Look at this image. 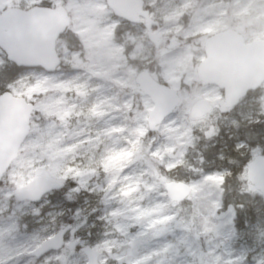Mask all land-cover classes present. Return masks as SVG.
I'll return each instance as SVG.
<instances>
[{
    "label": "rangeland",
    "instance_id": "rangeland-1",
    "mask_svg": "<svg viewBox=\"0 0 264 264\" xmlns=\"http://www.w3.org/2000/svg\"><path fill=\"white\" fill-rule=\"evenodd\" d=\"M137 1L141 16L129 21L133 32L126 31L120 39L115 36V28L125 22L109 6L108 0H79L81 7L71 14L65 13L67 27L77 36L81 49L71 50L76 55L68 52L66 58L65 45L58 41V68L65 59L75 58L90 70L88 75L67 77L57 68L58 83L30 84L29 80L40 69L25 67L18 74L28 79L12 95L31 103L33 111L39 103L37 98L51 97L43 105V111L45 120L52 122L53 127L42 139L45 160L40 164L33 161L30 167L25 163L17 184L25 185L45 172L66 175L67 181L73 184L71 190L82 182L84 187L72 192L79 196L91 195L92 198L83 199L80 209L89 214L91 221L78 229L77 237L92 247L106 246L104 254L108 258L99 260V264H106V260H115L116 264L122 261L124 264H203L205 261L239 264L243 256H238L237 250L245 243L239 238L243 228L236 226L233 231L231 213L225 226L214 212L222 192L221 182L229 173L224 168L202 170L204 176L201 172L197 176L185 174L178 180V169L188 163L198 146L194 133L210 124V115L191 118L192 105L199 100L209 102L213 105V116L224 107L222 92L214 86L197 83L196 67L203 53L198 51L193 55L188 47L174 49L172 43L174 36L180 35L201 39L203 45L209 35L232 27L247 41L261 37L264 0ZM20 2L0 0V13L16 8ZM153 25L158 31L152 30ZM155 34L172 42L167 50L161 44L155 50L160 55L157 79L178 91L181 96L178 106L182 111L175 110L154 131H149L147 120L152 103L142 97L137 109L125 93L134 90V77L141 70L138 64L144 66L153 61L151 48L157 39ZM128 47L136 64L128 61L124 52ZM183 61L184 66L180 67ZM263 93L264 84L257 96L237 106L232 119L219 124L228 131L237 118L256 121V109ZM134 111L135 120L132 119ZM29 125L26 140L32 130V116ZM237 145L245 152L248 149L243 141L235 144L239 149ZM22 148L23 145L18 156ZM88 161L91 163L85 166ZM41 164L59 167L41 168ZM160 170L164 175L159 174ZM179 181L190 188V194L184 202L176 204L168 198L165 184ZM247 188L248 198L258 193L250 189L249 183ZM13 190L14 186L9 189L0 181V207L9 205L8 214L0 215V221L7 220L15 209V216L30 213L28 220L41 225L42 231L52 233L61 228L58 217L63 209L57 207L59 204L54 205L56 209L50 208L53 191L38 203L24 204L11 195ZM41 209L45 211L43 215L39 214ZM41 217H47L48 224ZM250 225L255 226L257 236L264 235L261 231L264 221ZM34 239L40 240V237ZM32 250L29 248L26 255H31ZM255 258L260 260L261 256Z\"/></svg>",
    "mask_w": 264,
    "mask_h": 264
},
{
    "label": "water",
    "instance_id": "water-1",
    "mask_svg": "<svg viewBox=\"0 0 264 264\" xmlns=\"http://www.w3.org/2000/svg\"><path fill=\"white\" fill-rule=\"evenodd\" d=\"M109 5L122 17L134 19L138 16L137 0H109ZM1 15L14 18L17 15L16 8L8 9ZM32 16V27L42 38L56 29L62 33L66 27V20L61 12H33ZM203 47L205 57L198 64L196 75L205 85L215 86L223 92L225 108L237 106L248 92L256 91L264 83V40L246 43L237 31L226 29L207 37ZM134 82L137 90L152 102L153 107L148 112L147 120L148 129L152 131L164 121L165 116L174 112L180 104V95L177 96L175 89L155 80L146 70L138 72ZM170 103H175L176 107L164 111ZM210 110V104L200 100L193 105L190 115L192 118H201ZM32 112L33 105L21 97L11 94L0 98V165L17 157L28 136ZM246 178L252 190L264 193V155L258 154L250 160L246 167ZM45 180L46 176L39 174L20 186V191L27 193L35 190ZM165 189L168 198L178 204L186 200L190 193V188L183 182H166ZM38 254L39 251L35 250L34 255ZM203 264L211 263L205 261Z\"/></svg>",
    "mask_w": 264,
    "mask_h": 264
},
{
    "label": "snow or ice",
    "instance_id": "snow-or-ice-1",
    "mask_svg": "<svg viewBox=\"0 0 264 264\" xmlns=\"http://www.w3.org/2000/svg\"><path fill=\"white\" fill-rule=\"evenodd\" d=\"M81 7L79 0H21L16 6L17 15L14 18H9L0 15V98L9 96L17 91L18 85L27 77L17 75L16 68L29 67L40 69L38 73L33 74L29 83L48 82L49 84H56L59 82V77L55 72L59 66L60 53L56 51L55 43L60 38V31L56 29L47 37H40L37 35L32 27L33 16L32 13L51 14L56 12L68 13ZM104 7H108L104 4ZM66 58L68 52L67 41H65ZM73 56L75 52H71ZM179 93H177V96ZM51 97H45L43 100L37 98L39 103L36 105V111L32 112V130L28 139H35L37 142L45 138L53 127V123L45 120L43 105L48 102ZM175 103H170L168 108L164 111H169L175 108ZM31 111V110H30ZM164 119H167L165 116ZM205 135L212 136V132H206ZM237 148L242 150L241 145ZM255 148V145H253ZM255 155V152H254ZM48 169L52 167H59V165H47ZM4 167L0 165V175L4 174ZM231 175L230 169H225ZM223 175V172L219 173ZM46 180L35 187V190L27 193L20 191V186L16 181H13L14 190L11 195L18 201L24 204H32L46 197L47 193L54 188H60L67 182L66 175L50 174L45 172ZM205 173L201 171V176ZM210 175V174H209ZM228 184V177L224 178V184L221 185V195L218 200V207L214 209L217 219L227 226L229 220V213H231V227L233 231L236 229L238 221V213L234 202L231 200L228 190L225 187ZM83 183H78L71 191L78 192L83 188ZM261 198H264V193H261ZM6 211L5 208L0 207V215ZM74 220L79 219V211L73 217ZM10 230H18V220L13 214L7 218ZM79 225L72 224L68 226H61L59 232L49 233L46 240L54 239L56 241L55 249L46 248L39 252L45 258V264H50L51 257L45 255L51 251H59L63 249V256L59 257L64 261V264H99L98 250L99 245L92 247L87 242H82L77 237ZM4 259H0V264H13L16 259L11 252L6 249L2 254ZM242 259H245L244 257ZM106 264H116L115 260H106ZM121 264H124L122 261ZM246 264V260H245Z\"/></svg>",
    "mask_w": 264,
    "mask_h": 264
},
{
    "label": "trees",
    "instance_id": "trees-1",
    "mask_svg": "<svg viewBox=\"0 0 264 264\" xmlns=\"http://www.w3.org/2000/svg\"><path fill=\"white\" fill-rule=\"evenodd\" d=\"M253 16L255 15H251V17ZM260 22H264V19L260 20ZM128 24L129 22L116 26V38L120 39L122 34H125L126 31L133 32V29ZM156 27V25H153L152 30L158 31ZM156 35L157 34H155V37L157 39L154 40L151 48L153 50L152 53L154 54L153 61L147 65L143 66L142 64H138V66L141 69H146L157 79V68L160 61V55L156 53L155 50L160 44L163 49H166L172 42L170 40H162V37L159 39ZM174 39L175 42L172 43L173 46H175L174 49L186 47V45L192 40L190 37L185 38L180 35H176V37L174 36L173 41ZM196 40L198 41L196 47L198 51L202 53V41L201 39ZM59 41H61L63 45H65V41H67L68 49L70 50L79 51L81 49L77 36H75L68 28L64 31ZM124 52L128 55L129 63L136 64L133 57V51L130 47L125 48ZM24 68L25 67L16 68L15 71L17 72V75L20 74ZM197 83L202 84L198 80ZM133 89L138 97H143L142 94L137 91L136 87ZM258 94L259 90L249 92L241 102L250 97L257 96ZM236 108L237 107L224 109L218 113V115L216 114V116H213V111L209 114L211 116L209 120L210 124L204 125L200 131L194 133L198 138V146L196 150L193 151L194 156L190 158L188 163L178 169V180H181L185 174L197 176L202 170L206 171L221 168L230 169L231 175H226L228 177V184L225 187L227 188L229 196L234 202L236 211L239 214L236 226L238 228H244L246 224L250 225L255 221H264V198H261L259 193H255L253 198H248V182L243 177L248 162L257 154L264 155V125H262L259 120L247 122L237 118L229 130L226 131L219 123L221 121L227 122L232 119ZM206 132H212L213 135L207 136L205 135ZM238 141H243L246 144V147L248 148L246 152L244 149H236L235 144ZM253 145H255V148H253ZM203 146L205 148H203ZM159 174L164 175L161 170L159 171ZM224 178L221 185L224 184ZM72 187L73 184L67 181L64 183L63 187L54 188L53 194L51 195V202L52 206L59 204L63 209L62 215L58 217L63 226L78 224L79 228H81L82 226L88 225L91 221L89 214L80 210L82 201L84 198L92 197L90 194L86 193H83L81 196H79L80 194H74L71 191ZM78 211L79 219L74 220L73 217Z\"/></svg>",
    "mask_w": 264,
    "mask_h": 264
},
{
    "label": "clouds",
    "instance_id": "clouds-1",
    "mask_svg": "<svg viewBox=\"0 0 264 264\" xmlns=\"http://www.w3.org/2000/svg\"><path fill=\"white\" fill-rule=\"evenodd\" d=\"M198 41L196 39H192L190 43L186 45V47L192 49V54L196 55L198 49L196 47ZM58 71L62 72L67 77H83L89 74V69L80 64L78 61L73 59H65L62 67L58 68ZM125 95L129 96L130 101L133 102L137 109L140 108L142 98L138 97L134 91H128ZM177 113L182 111V109L177 106ZM137 118V113L134 111L132 119L135 120ZM179 118V117H177ZM255 118L260 121L262 125H264V97L261 98L259 103V107L256 109ZM165 129L168 127L164 126ZM157 138H159V134H157ZM39 149V150H37ZM147 152V149H145ZM21 155L18 156V159L13 161H6L3 165L4 174L0 175V181H2L9 189H13V181L17 182V178L22 174L21 168L26 163L29 167L32 162L35 161L37 164H40L41 161L45 160V152L42 147V140L37 142L35 139H28L24 141L23 148L21 149ZM68 161L67 163H70ZM91 161L85 163L87 166ZM99 159H97L96 164L99 166ZM41 168L46 167V164H41ZM79 166V165H77ZM43 207V205H41ZM7 211H5V215H7ZM12 214L15 213V209ZM18 220V230L13 229L8 235L5 237V243L7 249L11 252V254L16 257L13 261V264H45V258L40 259L43 255H26L28 253L29 248H32L34 251L38 250L39 252L45 250L46 248L55 249L56 241L54 239L45 240L43 237L48 236V232L42 231V226L38 225V223L33 224L31 220H27L21 218L19 216L16 217ZM44 220L45 224H48L47 217H41ZM51 227V225H49ZM264 232V229L261 230ZM39 236L40 240H35L34 237ZM9 237L11 239H9ZM239 238L244 239L245 243L242 245L241 249L237 250L238 256H243L245 259L239 261V264H264V235L257 236L255 226L254 225H245L243 229L240 230ZM51 241V243H49ZM251 241V243H249ZM106 246H100L98 250V258L106 259L107 255L104 254V249ZM119 246H117L118 248ZM63 249L57 251L48 252V256L51 257L50 264H64V261L59 257L63 256ZM256 255H260L261 259L256 260Z\"/></svg>",
    "mask_w": 264,
    "mask_h": 264
},
{
    "label": "flooded vegetation",
    "instance_id": "flooded-vegetation-1",
    "mask_svg": "<svg viewBox=\"0 0 264 264\" xmlns=\"http://www.w3.org/2000/svg\"><path fill=\"white\" fill-rule=\"evenodd\" d=\"M62 14L65 16V18H66V20H67V17H66V15H65V13H62ZM139 17H140V16H139ZM139 17H138V18H139ZM125 21H128V20L125 19ZM66 25H67V24H66ZM63 32H64V31H63ZM63 32H62V34H63ZM61 36H62V35H60V37H61ZM59 39H60V38H59ZM58 41H59V40H58ZM58 41H56V43H57ZM59 42H61V41H59ZM56 43H55V48H56ZM61 43H62V42H61ZM38 202H39V201H38ZM38 202H37V203H38ZM44 212H45L44 210H40V211H39V214H40V215H43ZM31 255H32V256H35V255H34V250L31 251ZM46 255H47V254H46ZM43 257H44V256H43Z\"/></svg>",
    "mask_w": 264,
    "mask_h": 264
}]
</instances>
